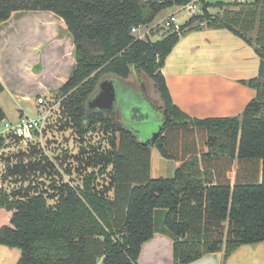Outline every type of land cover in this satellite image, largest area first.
Returning <instances> with one entry per match:
<instances>
[{
	"label": "trees",
	"instance_id": "obj_1",
	"mask_svg": "<svg viewBox=\"0 0 264 264\" xmlns=\"http://www.w3.org/2000/svg\"><path fill=\"white\" fill-rule=\"evenodd\" d=\"M193 1L0 0V24L20 10L64 19L77 68L59 91L61 106L79 133L99 123L113 134L105 166L112 170L111 197L97 189L94 172L81 185L48 183L25 197H12L0 177V208L10 213L0 244L21 249L17 264H139L155 233L174 240V264L220 251L227 260L240 246L264 241V0L220 3V13L200 0L202 11L179 31L158 40L133 33L164 9ZM204 27L228 29L260 57L258 75L241 80L256 91L242 115L194 118L174 103L162 68L182 35ZM132 68L153 80L162 100L165 125L148 145L123 122L87 106L102 76L127 78ZM4 89L0 81V94ZM6 118L0 104V123ZM7 139L0 136V151ZM152 144L180 163L174 176H151Z\"/></svg>",
	"mask_w": 264,
	"mask_h": 264
},
{
	"label": "crops",
	"instance_id": "obj_2",
	"mask_svg": "<svg viewBox=\"0 0 264 264\" xmlns=\"http://www.w3.org/2000/svg\"><path fill=\"white\" fill-rule=\"evenodd\" d=\"M208 1L214 4L209 11L217 13L221 11L220 3L235 0ZM188 19L189 16L183 23ZM151 24L141 26L136 36L144 38L143 35L148 34L152 37L159 23L149 28ZM144 26L147 30L138 35ZM204 28L182 35L162 68L174 103L194 118L242 115L256 91L241 80L258 75L260 57L253 46L228 29ZM225 64H229V68L225 69ZM76 68L74 36L58 14L45 10H20L0 24V81L5 87L0 98L7 93L20 104L21 100L31 101L34 97L37 102L39 95H45L47 102V94L54 91L61 105L59 91ZM122 80L138 90L155 88L153 80L135 68ZM155 90V102L159 101L162 106L160 94ZM24 112L22 109L19 117ZM154 156L157 164L154 163L153 167L151 160V175L161 160ZM175 162L177 168L180 163ZM20 258V248L0 244V264H17ZM138 262L174 264V240L166 234L155 233L143 244ZM189 264H264V241L240 246L227 260L224 251H220L206 254Z\"/></svg>",
	"mask_w": 264,
	"mask_h": 264
},
{
	"label": "rangeland",
	"instance_id": "obj_3",
	"mask_svg": "<svg viewBox=\"0 0 264 264\" xmlns=\"http://www.w3.org/2000/svg\"><path fill=\"white\" fill-rule=\"evenodd\" d=\"M192 4L202 11L200 0H194ZM171 14H176L180 22H184V19L189 15L185 10H180L178 6H170L156 17L149 28L159 22L162 24L161 21ZM146 30L147 27L144 26L138 35H142L143 31ZM170 32L158 24L150 38L156 40ZM133 33L137 35L136 32ZM251 35L255 37L254 32ZM216 61L217 59L214 60V62ZM223 66L225 69L229 68V64ZM108 76L117 78V108L122 122L134 129L146 126L150 134H153L159 128L162 114L155 107V102L150 99L149 93L144 89H135L132 84H125L120 76L115 74ZM136 78L139 80L140 75ZM153 89L155 90V88ZM153 89L150 88V91ZM55 94L54 91L48 93L49 101L40 107L37 105L36 97L32 98L31 101L21 100L18 104L9 94H2L0 101L5 107L7 118L0 123V131L4 129L5 122L12 124L18 122L22 109L25 111L22 115L30 118H37L45 114L47 110L49 111L47 123L41 136L25 142L16 135H8L7 145L0 151V177L5 191L12 197L15 193H18L19 197H25L27 191L32 195L41 189H47L45 186L48 183L71 182L78 186L82 184V179L86 175L94 172L97 176L95 182L97 189L109 197L113 196L111 189L112 170L108 171L105 167L107 165L106 159L113 146L112 130L105 124L98 123L91 132L79 133L59 104ZM150 148L153 152V155L151 154L153 167L157 164L154 155L160 157L159 160L161 159L157 168H153L151 176H174L176 162L162 157L156 144H152ZM48 192L52 193L54 190L49 189ZM9 220V211L0 208V226L8 224Z\"/></svg>",
	"mask_w": 264,
	"mask_h": 264
},
{
	"label": "built area",
	"instance_id": "obj_4",
	"mask_svg": "<svg viewBox=\"0 0 264 264\" xmlns=\"http://www.w3.org/2000/svg\"><path fill=\"white\" fill-rule=\"evenodd\" d=\"M180 10H185L189 14V18L200 13L199 8L197 9L196 5H193L192 3L180 6ZM161 22L162 24L160 22L159 24H161L165 30L169 31H179L181 29V26L183 25V22H180L178 20L176 14H171L165 17ZM201 25H204V22H201ZM140 27L133 28L132 31L137 33ZM147 35L144 34L143 37L145 38ZM37 103L39 105H45L46 96L39 95L37 97ZM48 116V110L45 114H42L37 118H30L28 116L24 117L23 115H21L19 117V121L15 124H12L10 122L4 123V129L0 131V136L7 137L8 135L12 134L16 135L25 142L32 141L33 139L37 138V136L42 135L47 123Z\"/></svg>",
	"mask_w": 264,
	"mask_h": 264
},
{
	"label": "water",
	"instance_id": "obj_5",
	"mask_svg": "<svg viewBox=\"0 0 264 264\" xmlns=\"http://www.w3.org/2000/svg\"><path fill=\"white\" fill-rule=\"evenodd\" d=\"M109 74L102 76L94 93L89 97L87 106L89 109L97 112H102L106 116L111 117L114 120L121 119V115L117 108V96H118V84L116 77H109ZM124 123V122H123ZM125 124V123H124ZM127 127L134 130L137 134L138 140L148 145L153 143L161 134L163 126L165 125L164 117L160 121L159 128L150 134L146 126L142 128H132L125 124Z\"/></svg>",
	"mask_w": 264,
	"mask_h": 264
},
{
	"label": "flooded vegetation",
	"instance_id": "obj_6",
	"mask_svg": "<svg viewBox=\"0 0 264 264\" xmlns=\"http://www.w3.org/2000/svg\"><path fill=\"white\" fill-rule=\"evenodd\" d=\"M136 71H142V70H140V69H136ZM142 72H143V71H142ZM138 83H139V82H138ZM138 83H137V84H138ZM147 91H148L150 97H152V98L155 97L154 92H153V91H150V88H148ZM152 100H153V99H152ZM155 100H156V99L154 98L153 102H155ZM154 105H155L156 108H158V109L160 110V112H161V114H162V116H163L162 106H161V104H159V101H158V103L155 102Z\"/></svg>",
	"mask_w": 264,
	"mask_h": 264
},
{
	"label": "bare ground",
	"instance_id": "obj_7",
	"mask_svg": "<svg viewBox=\"0 0 264 264\" xmlns=\"http://www.w3.org/2000/svg\"><path fill=\"white\" fill-rule=\"evenodd\" d=\"M238 1H244V0H238ZM192 3V2H191Z\"/></svg>",
	"mask_w": 264,
	"mask_h": 264
}]
</instances>
